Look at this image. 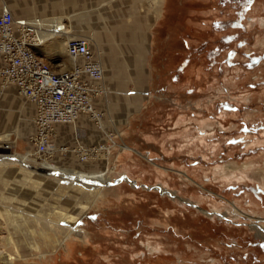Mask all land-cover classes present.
Masks as SVG:
<instances>
[{
    "label": "rangeland",
    "instance_id": "1",
    "mask_svg": "<svg viewBox=\"0 0 264 264\" xmlns=\"http://www.w3.org/2000/svg\"><path fill=\"white\" fill-rule=\"evenodd\" d=\"M5 5L64 17L103 75L95 116L54 127L52 164L0 79V246L20 249L2 264H264V0ZM63 45L37 55L66 69Z\"/></svg>",
    "mask_w": 264,
    "mask_h": 264
},
{
    "label": "built area",
    "instance_id": "2",
    "mask_svg": "<svg viewBox=\"0 0 264 264\" xmlns=\"http://www.w3.org/2000/svg\"><path fill=\"white\" fill-rule=\"evenodd\" d=\"M35 22L37 20L14 18L5 9L0 12V79L33 105L29 144L34 154L46 158L45 154L54 150L50 141L56 125L70 124L81 114L95 116L93 100L102 92V75L99 62L81 38L67 40L65 50L80 61L73 69H68L66 76L45 72L43 59L33 50V43L41 41L40 34L34 33ZM26 55H33V63H26ZM89 154L79 150L83 159Z\"/></svg>",
    "mask_w": 264,
    "mask_h": 264
},
{
    "label": "bare ground",
    "instance_id": "3",
    "mask_svg": "<svg viewBox=\"0 0 264 264\" xmlns=\"http://www.w3.org/2000/svg\"><path fill=\"white\" fill-rule=\"evenodd\" d=\"M4 9L7 10V11H9L14 18H23V19L26 18L27 20H37V23L36 22L34 23L36 25V30L34 31V33L35 34H37V33L40 34V37L39 38H40L41 41L40 42L38 41L39 43H33L34 45L32 44L33 45V50L36 52V54L38 53V48L39 47H41L44 43H46V41H49L51 39H54L55 37H63L62 39H64V40L66 39L65 48H66V44H67V40L68 39H70V38H77L78 37V36L72 34V28L70 30H67L65 28V25L63 24L62 17L53 16V17H49V18H40V19H33L34 16H19V17H15L13 15V13L10 11V9H8L6 6H3L2 10H4ZM70 27H72V26H70ZM37 39H38V36H37ZM62 39L60 38V41H62ZM88 48H89V45H88ZM66 52H67L68 56L71 59L70 60L71 63L76 62V64H77L80 61V59H78L79 57L73 58V54L71 52H68V51H66ZM26 63H33V55H26ZM99 65H100V69H101V75H103V68H102V65H101L100 62H99ZM42 68H43V70L45 72L55 73V72H53V71H51L49 69L48 64L45 61H43V60H42ZM66 75H67V73H64V74L57 73V77H64ZM83 115H85V116L87 115L88 116L89 114H83ZM91 115H94V114H91ZM74 122H72V123H74ZM61 150H63V148H61ZM91 152H93V149L90 150V153ZM27 156H28V153H27ZM17 158L21 159L22 160V163H24V164L26 163L28 165L27 161H25V157L24 156L23 157H19L18 156ZM39 159H41L42 161H44L46 164H52V162L50 163V162L46 161L45 158H43V157H41ZM86 177H87V180L88 179H90V180H99L100 183H103L104 182V180L101 177V174L100 173L89 174ZM157 190L160 191L161 188L158 187ZM165 192L168 195L171 196V194L169 192H167V191H165ZM1 241L3 243L0 246V264H2V262L6 260L9 251H13L15 249L14 254L20 253L19 245H16L15 244L14 246L11 245V247H8L6 245V242H8V241H6V240H1ZM51 242H52V238L50 237V238H48V243L50 244Z\"/></svg>",
    "mask_w": 264,
    "mask_h": 264
},
{
    "label": "crops",
    "instance_id": "4",
    "mask_svg": "<svg viewBox=\"0 0 264 264\" xmlns=\"http://www.w3.org/2000/svg\"><path fill=\"white\" fill-rule=\"evenodd\" d=\"M8 6H10L9 4H7ZM6 6V5H5ZM11 8V7H10ZM9 9V8H8ZM1 10H2V8H0V12H1ZM10 11L13 13V15L15 16V17H19V16H21V15H17V14H15L14 13V11L12 10V9H10ZM71 17V16H70ZM63 19H64V17H63ZM75 28H78V26L76 25V26H74ZM77 36V35H76ZM60 38L62 39L63 37H55L54 39H51V40H49V41H51V44H50V46L48 45L47 47H45V45L43 46H41V47H39L38 48V50L40 49V50H42V52H44V54L45 55H48V56H50L51 58H55V57H53L52 56V53H51V51L54 53V50H55V47H57L60 43H64V45L63 46H61V49H63L62 51H63V53H65L66 51H65V42H64V39H62V41H60ZM47 43V42H46ZM45 48V49H44ZM56 51V50H55ZM56 54V53H55ZM59 54H61V52H59ZM66 55L68 56V54H67V52H66ZM66 56V57H67ZM69 60V61H68ZM70 57L68 56L67 57V61L70 63V66L68 67V68H66V69H59L58 71H56V70H54L53 69V67L50 65V64H48L47 62V64H48V66H50V68L52 69V70H54L53 72H55V73H59V72H63L62 74H64L65 72H68V69H73V67H75V64H76V62H73V63H71L70 62ZM44 61V60H43ZM57 66H60V67H62V65H61V63H60V61H58L57 63H55ZM51 70V71H52ZM19 97H21L20 95H19ZM22 98V97H21ZM24 99V98H23ZM27 101V100H26ZM28 102V101H27ZM31 104V103H30ZM32 105V104H31ZM32 107H33V105H32ZM33 111H34V108H33ZM71 124H73V132H76L75 130H76V125H75V122L74 123H71ZM57 126V125H56ZM1 139H2V137H0V141H1ZM19 155H22V154H16L15 156H14V159H17L16 157H18ZM22 156H24L26 159H27V154H23ZM20 157V156H19ZM18 160V159H17ZM20 161V160H19ZM21 163H22V161H20Z\"/></svg>",
    "mask_w": 264,
    "mask_h": 264
},
{
    "label": "water",
    "instance_id": "5",
    "mask_svg": "<svg viewBox=\"0 0 264 264\" xmlns=\"http://www.w3.org/2000/svg\"><path fill=\"white\" fill-rule=\"evenodd\" d=\"M154 188L158 189V186H155Z\"/></svg>",
    "mask_w": 264,
    "mask_h": 264
}]
</instances>
